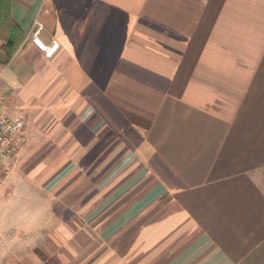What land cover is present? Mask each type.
Instances as JSON below:
<instances>
[{
    "label": "crops",
    "instance_id": "obj_1",
    "mask_svg": "<svg viewBox=\"0 0 264 264\" xmlns=\"http://www.w3.org/2000/svg\"><path fill=\"white\" fill-rule=\"evenodd\" d=\"M10 14L24 41L0 64V112L26 139L0 191V264H264V0Z\"/></svg>",
    "mask_w": 264,
    "mask_h": 264
},
{
    "label": "built area",
    "instance_id": "obj_2",
    "mask_svg": "<svg viewBox=\"0 0 264 264\" xmlns=\"http://www.w3.org/2000/svg\"><path fill=\"white\" fill-rule=\"evenodd\" d=\"M42 30L43 25L34 21L30 42L42 51L46 58H50L57 50L58 44L52 42L46 47L40 40ZM24 141V120L19 116L8 118L0 112V188L9 176L10 168Z\"/></svg>",
    "mask_w": 264,
    "mask_h": 264
},
{
    "label": "trees",
    "instance_id": "obj_3",
    "mask_svg": "<svg viewBox=\"0 0 264 264\" xmlns=\"http://www.w3.org/2000/svg\"><path fill=\"white\" fill-rule=\"evenodd\" d=\"M12 0H0V64H8L19 46L24 35L12 20L10 9Z\"/></svg>",
    "mask_w": 264,
    "mask_h": 264
},
{
    "label": "rangeland",
    "instance_id": "obj_4",
    "mask_svg": "<svg viewBox=\"0 0 264 264\" xmlns=\"http://www.w3.org/2000/svg\"><path fill=\"white\" fill-rule=\"evenodd\" d=\"M3 77H2V75H0V93L1 92H6L7 94H10V91H11V89H14V87L12 86V85H5V83L3 82ZM5 90V91H4ZM0 103H2V102H0ZM1 108V107H0ZM24 137H25V135H24ZM26 139V138H25ZM25 144V141H24V143H23V145ZM22 145V146H23ZM21 146V147H22ZM16 159V158H15ZM15 159H14V161H15ZM14 164V163H13ZM12 168H13V165L11 166V168H10V172H11V170H12ZM10 175V174H9ZM3 190V188L1 187L0 188V191H2ZM5 210H7V205H0V214L1 213H3V211H5Z\"/></svg>",
    "mask_w": 264,
    "mask_h": 264
}]
</instances>
